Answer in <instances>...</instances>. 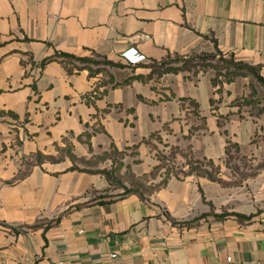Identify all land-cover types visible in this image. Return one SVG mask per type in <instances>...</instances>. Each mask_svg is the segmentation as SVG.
I'll return each mask as SVG.
<instances>
[{"label": "crops", "instance_id": "0c3cea01", "mask_svg": "<svg viewBox=\"0 0 264 264\" xmlns=\"http://www.w3.org/2000/svg\"><path fill=\"white\" fill-rule=\"evenodd\" d=\"M255 73L264 0H0V264H264V169L157 156L264 164Z\"/></svg>", "mask_w": 264, "mask_h": 264}, {"label": "rangeland", "instance_id": "374dc122", "mask_svg": "<svg viewBox=\"0 0 264 264\" xmlns=\"http://www.w3.org/2000/svg\"><path fill=\"white\" fill-rule=\"evenodd\" d=\"M223 67L225 69H229L231 68L230 66H226L225 64H223ZM244 71L246 70H240L239 74L245 73ZM229 74V76L232 74L230 72L226 73V77L228 78L229 76H227ZM254 87L256 88V97L260 100H262L264 102V90L263 88L258 84L255 83ZM162 149V150H161ZM161 149L159 150V153H155V155L157 154V156L161 159V160H165V162H163V165H169L170 167H165L166 169H174L176 170L178 168V170H180V173L183 174L184 173H188V171H193L194 173L197 174H204V175H208L211 178H217L220 180L221 183H223L225 187V190L228 191V193H231V190L236 189L234 193H245L247 191V180H248V175L249 173H254V170L260 171L264 169V164L261 162H256V163H248L246 160H239V158L237 156H233V155H229L222 164L216 166L214 163L209 162V161H201L199 162V164H193L191 165V169H189L188 167H183V169H181V167H178L181 164H185L186 162V158L183 157V153L176 155L171 153L168 150H164L163 146L161 147ZM174 152V151H173ZM175 159L178 160L176 161V165H173L174 163L172 162L173 160H169V162H167L166 159ZM188 161H190L188 159ZM162 165V164H161ZM182 171V172H181ZM164 172V170H163ZM229 198L231 197L228 196ZM229 200V199H228ZM213 202V201H212ZM226 202V201H224ZM218 203V202H217ZM215 205V204H214ZM216 207V206H215ZM224 208V206H223ZM216 209H219V207H216ZM222 210V208H220V211ZM218 211L217 213H215L214 211L210 212L209 215H213V216H228L230 215L232 212H227V211ZM223 214V215H222ZM206 221H210L213 220V217L209 216L207 218H204Z\"/></svg>", "mask_w": 264, "mask_h": 264}, {"label": "built area", "instance_id": "2783aa9c", "mask_svg": "<svg viewBox=\"0 0 264 264\" xmlns=\"http://www.w3.org/2000/svg\"><path fill=\"white\" fill-rule=\"evenodd\" d=\"M122 57L131 65H136L146 60V56L135 48L123 52Z\"/></svg>", "mask_w": 264, "mask_h": 264}, {"label": "trees", "instance_id": "16d2710c", "mask_svg": "<svg viewBox=\"0 0 264 264\" xmlns=\"http://www.w3.org/2000/svg\"><path fill=\"white\" fill-rule=\"evenodd\" d=\"M82 61H85V62H87V60H82ZM255 75H256V77H257V79L264 85V80L261 78V77H259L256 73H255ZM96 172H98V171H96ZM98 173H104V174H106L107 176H108V173L107 172H98ZM166 181V180H165ZM223 215V214H222ZM239 220H249V219H251L252 218V215H250V216H246V215H242V214H234ZM217 217H220V218H223L224 216H221V215H219V216H217Z\"/></svg>", "mask_w": 264, "mask_h": 264}]
</instances>
